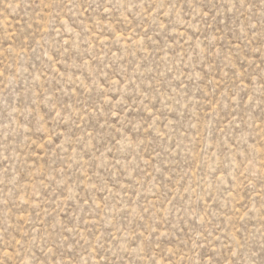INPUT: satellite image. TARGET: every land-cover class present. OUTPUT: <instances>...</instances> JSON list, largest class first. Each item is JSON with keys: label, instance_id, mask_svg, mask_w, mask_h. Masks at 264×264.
I'll use <instances>...</instances> for the list:
<instances>
[{"label": "rangeland", "instance_id": "rangeland-1", "mask_svg": "<svg viewBox=\"0 0 264 264\" xmlns=\"http://www.w3.org/2000/svg\"><path fill=\"white\" fill-rule=\"evenodd\" d=\"M0 264H264V0H0Z\"/></svg>", "mask_w": 264, "mask_h": 264}]
</instances>
